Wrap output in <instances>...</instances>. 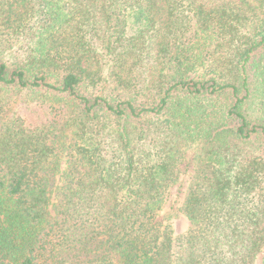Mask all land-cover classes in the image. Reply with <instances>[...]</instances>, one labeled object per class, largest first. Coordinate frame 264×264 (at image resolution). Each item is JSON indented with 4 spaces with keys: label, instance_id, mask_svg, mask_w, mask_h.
Instances as JSON below:
<instances>
[{
    "label": "trees",
    "instance_id": "obj_1",
    "mask_svg": "<svg viewBox=\"0 0 264 264\" xmlns=\"http://www.w3.org/2000/svg\"><path fill=\"white\" fill-rule=\"evenodd\" d=\"M263 251L264 0H0V264Z\"/></svg>",
    "mask_w": 264,
    "mask_h": 264
},
{
    "label": "rangeland",
    "instance_id": "obj_2",
    "mask_svg": "<svg viewBox=\"0 0 264 264\" xmlns=\"http://www.w3.org/2000/svg\"><path fill=\"white\" fill-rule=\"evenodd\" d=\"M193 155L187 157L182 166L179 182L171 189L167 203L159 220L164 224H171L176 235L185 234L191 227L190 221L180 212L184 203L186 191L193 174ZM257 264H264V251L258 257Z\"/></svg>",
    "mask_w": 264,
    "mask_h": 264
}]
</instances>
